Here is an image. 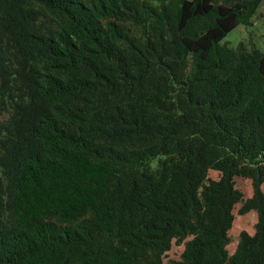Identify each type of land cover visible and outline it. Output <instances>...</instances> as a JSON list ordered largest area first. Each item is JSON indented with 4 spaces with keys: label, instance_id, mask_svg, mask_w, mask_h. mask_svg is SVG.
Masks as SVG:
<instances>
[{
    "label": "trees",
    "instance_id": "16d2710c",
    "mask_svg": "<svg viewBox=\"0 0 264 264\" xmlns=\"http://www.w3.org/2000/svg\"><path fill=\"white\" fill-rule=\"evenodd\" d=\"M263 1L0 0V264H264Z\"/></svg>",
    "mask_w": 264,
    "mask_h": 264
},
{
    "label": "rangeland",
    "instance_id": "374dc122",
    "mask_svg": "<svg viewBox=\"0 0 264 264\" xmlns=\"http://www.w3.org/2000/svg\"><path fill=\"white\" fill-rule=\"evenodd\" d=\"M255 42L258 47H264V1L259 7L256 15L252 18V25H239L232 30L225 38L226 41L232 45H237L240 41L250 40ZM210 176L217 178L218 172L215 170L210 171ZM237 186L245 193L246 197L252 194L251 181L247 179L237 178ZM264 190V185L262 186ZM240 204H237L234 209L235 219L233 226L230 230V242L227 245V249L232 254L237 247L238 237L242 230L254 232L255 222L257 221V215L255 211L241 214L239 212ZM183 251V245L174 244L172 249L167 253L163 264H171V260H179Z\"/></svg>",
    "mask_w": 264,
    "mask_h": 264
},
{
    "label": "crops",
    "instance_id": "0c3cea01",
    "mask_svg": "<svg viewBox=\"0 0 264 264\" xmlns=\"http://www.w3.org/2000/svg\"><path fill=\"white\" fill-rule=\"evenodd\" d=\"M252 212V211H251ZM257 215V214H256ZM251 232V231H250ZM252 233V232H251Z\"/></svg>",
    "mask_w": 264,
    "mask_h": 264
}]
</instances>
